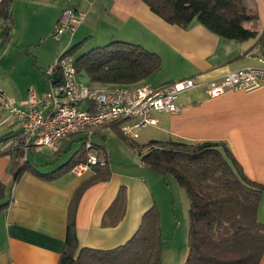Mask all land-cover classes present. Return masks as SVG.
<instances>
[{
    "label": "crops",
    "instance_id": "1",
    "mask_svg": "<svg viewBox=\"0 0 264 264\" xmlns=\"http://www.w3.org/2000/svg\"><path fill=\"white\" fill-rule=\"evenodd\" d=\"M17 1H13L11 11ZM48 1L53 5L58 2ZM69 7L85 14L84 23L74 34L78 36V43L84 44L81 49L86 46L87 39L91 46L98 47L123 41L140 45L158 55L161 69L150 77L157 82L151 85L155 87L186 78L207 82L230 71L255 66L257 62L254 57L260 54V48L264 45V0H252L251 7L257 18L246 22L244 27L256 32V36L246 41L216 36L196 20L186 29L169 25L140 0H69V4L66 2L64 7L56 9L54 19L58 21L62 11ZM154 77L158 80H154ZM46 89L47 84L38 86V95H42ZM177 105L181 109L176 114L153 113L156 124L141 129L138 138L131 142L144 145L151 140L222 141L227 144L246 176L264 186V88L228 91L215 98L196 88L180 94ZM5 113L1 114L0 137L9 134L12 139L19 133L20 127L8 111ZM111 125L94 130L91 137L93 146L98 145L93 142V137L102 131H111ZM84 137V134H80L78 140ZM70 138L60 141L54 150H32L55 155L67 148ZM4 145L0 144V150L6 149ZM105 151L111 170L110 178L83 193L76 214L80 247L96 250L114 249L133 236L144 212L157 203L153 187L161 179L163 181V176L141 164L140 157V167L110 165L111 152L106 148ZM130 151L136 154L132 149ZM94 152L100 156L95 149ZM24 160L28 161L27 156L21 159ZM39 166L34 168L40 173L54 170L51 165L45 168ZM9 168V156H0V183L10 188L12 175ZM91 176V169L81 175L71 171L47 183L25 172L11 190L10 206L0 213V264H58L65 241L69 202L79 185ZM119 191L125 195L123 217L116 226L104 227L106 212ZM256 219L264 224V192L259 199ZM260 264H264V254Z\"/></svg>",
    "mask_w": 264,
    "mask_h": 264
},
{
    "label": "trees",
    "instance_id": "2",
    "mask_svg": "<svg viewBox=\"0 0 264 264\" xmlns=\"http://www.w3.org/2000/svg\"><path fill=\"white\" fill-rule=\"evenodd\" d=\"M13 1L0 0L1 46L8 43L13 30ZM140 1L165 23L182 29L196 20L224 39L246 41L256 36V32L244 27L246 22L257 18L252 0ZM81 45L72 46L63 55L71 56ZM74 66L77 75L81 79L85 77L88 84L136 86L145 84L160 71L161 60L140 45L113 41L79 54ZM42 74L46 77L45 71ZM1 106L0 103V120ZM110 129L140 157L144 167L164 179L172 177L185 192L189 205L187 255L183 264H260L264 254V224L257 221L256 211L264 186L246 176L225 142L151 140L138 149L122 136L118 125L112 124ZM10 137L9 134L0 137V144H6ZM83 140H78L79 148L66 163L48 173H40L28 161H21L24 152L20 143L0 150V156L10 158L12 175V187L0 183V213L10 206L11 190L25 172L52 183L76 165L85 163L87 152ZM94 149L104 156L105 165L93 166L92 176L73 193L58 264H159L162 241L155 204L144 212L137 231L124 245L111 250L80 247L76 232L79 200L89 187L107 181L111 175L104 146L94 145ZM124 210L125 195L119 191L102 225L116 226Z\"/></svg>",
    "mask_w": 264,
    "mask_h": 264
},
{
    "label": "built area",
    "instance_id": "3",
    "mask_svg": "<svg viewBox=\"0 0 264 264\" xmlns=\"http://www.w3.org/2000/svg\"><path fill=\"white\" fill-rule=\"evenodd\" d=\"M84 19L85 14L77 9H64L53 37L57 41L66 33L72 37ZM254 58L257 65L230 71L207 82L186 78L152 87L88 84L77 75L74 58L62 53L45 72L47 89L42 95L32 92L22 105L4 102L3 107L20 127L4 148L20 143L26 156L33 148L54 150L60 141L84 134L86 162L72 170L81 175L93 166L105 165L104 157L95 154L91 141L99 127L116 124L122 136L132 141L138 138L141 129L156 124L153 113H178L181 109L177 105L178 96L186 91L198 88L215 98L228 91L264 88V45Z\"/></svg>",
    "mask_w": 264,
    "mask_h": 264
},
{
    "label": "rangeland",
    "instance_id": "4",
    "mask_svg": "<svg viewBox=\"0 0 264 264\" xmlns=\"http://www.w3.org/2000/svg\"><path fill=\"white\" fill-rule=\"evenodd\" d=\"M50 1L54 2V0ZM66 2L69 4V0H58L56 5L49 1L44 2V0L39 2L37 0L33 2L19 0L13 7V32L8 43L0 45V91L3 93V96L0 97L1 114L5 115L7 112L3 107L4 102L22 105L32 92L38 95V86L44 87L47 84V79L42 72L47 71L51 67L48 68V65H53L56 58L68 48L78 43L77 35L71 37L66 33L59 41L53 37L57 23V20L54 19L56 9L64 7ZM80 12L84 13L81 10ZM95 47L98 46H91L87 39L86 46H82L79 51L72 52L71 57L75 59L80 53ZM155 78L154 80H158ZM82 79L87 82L85 77ZM152 80V78H148L145 84L155 85L157 82ZM100 135L105 138H101ZM100 135L94 136L93 142L104 146L109 153L111 152L112 164L110 162V165L140 167L139 156L135 153L133 155L116 133L105 130ZM79 137L80 134L71 137L67 148L55 155L43 150L31 149L26 154L28 162L34 167L41 165L39 167L45 168L51 165L55 169L66 163L76 151L80 144L77 141ZM135 145L138 149L142 148V145ZM153 190L158 203L155 202V208L159 213L162 241L159 264H183L187 253V211L189 205L187 196L170 176L166 179L163 177V181L161 179L160 183L153 187Z\"/></svg>",
    "mask_w": 264,
    "mask_h": 264
},
{
    "label": "water",
    "instance_id": "5",
    "mask_svg": "<svg viewBox=\"0 0 264 264\" xmlns=\"http://www.w3.org/2000/svg\"><path fill=\"white\" fill-rule=\"evenodd\" d=\"M53 78L55 79V81H57V78H56V76H54Z\"/></svg>",
    "mask_w": 264,
    "mask_h": 264
}]
</instances>
